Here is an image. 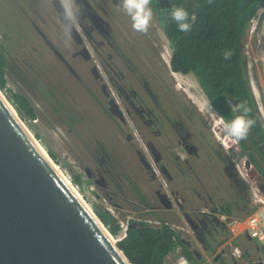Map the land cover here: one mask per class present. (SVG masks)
Here are the masks:
<instances>
[{"label":"rangeland","instance_id":"rangeland-1","mask_svg":"<svg viewBox=\"0 0 264 264\" xmlns=\"http://www.w3.org/2000/svg\"><path fill=\"white\" fill-rule=\"evenodd\" d=\"M58 1L61 6L66 3V0ZM115 2L107 0L102 8H95L97 14L110 23L118 15L117 24L110 31V36L105 37L114 44H103L99 49L100 54L93 50V56L87 60L76 53L81 44L72 37L71 40L67 39L66 27L59 18L53 0H0V44L6 60V83L0 90L15 110L10 93H20L28 99L33 106L35 118L19 117L75 186L92 212L96 209L106 210L117 222L125 224L129 219L136 222L143 219L150 226L158 227L161 221H165L178 230V236L181 233L184 237H191L199 226L198 218L205 216V220L211 221L212 207L215 206L211 202L213 197L216 202H221L219 193L231 194L234 198L238 192L247 196L251 191L234 162L243 159L247 161L248 155L252 154L258 165L264 168V19L258 21L261 16L258 18L256 14L242 39L245 75L253 94L261 134L251 129L245 139L247 149L241 151L236 142L222 135L220 116L216 110L212 107L217 115L205 111L207 98L193 74H172L168 64L171 48L154 17L147 34L135 32L130 18ZM75 7L79 8L78 4ZM72 24L79 27L77 20ZM77 30L82 38L84 34L81 28ZM93 35L101 42V34L94 31ZM83 43L88 48L92 47L85 36ZM106 52L111 53L110 59ZM104 59L113 65L116 72L124 74L127 90L144 81L141 77L149 83L156 81L153 69L160 70L164 76L168 72V76H174L181 86L180 97L186 100L189 96L198 108L203 123H209L207 127L203 126L204 130H208L205 139L195 142L202 147L201 161L210 163L202 167L191 163L195 160L190 158L189 165L182 163L180 168L168 154L160 159V162H170L175 180L172 184L169 181V185L178 188L184 195L181 209L185 211L173 206L169 208L173 212L163 213L164 207L156 203L155 184L159 188V183L157 179L151 178L150 166L144 158L146 153L133 135L131 124L138 132L144 133L146 138L151 137L149 128L142 123L138 125L129 116L123 123L110 115L107 109L108 98L101 91V82L90 71V67L95 65L98 73H104ZM136 70L141 76L138 80ZM163 131L164 137L155 139L159 145L170 142ZM128 134L133 139H127ZM144 163H147V167ZM251 166L252 177L260 178L261 183L257 186L260 189L264 179ZM85 168L91 171L103 169L102 185L94 182V179L100 180L99 174L88 176ZM75 176L79 177L80 182H75ZM223 207L230 208L228 204ZM204 208L209 214L200 213ZM245 211L244 205L243 211L233 210L230 215L242 217ZM184 212H190L195 223L196 228L190 233L179 231L178 228L184 221ZM112 237L116 240L118 234ZM242 240L239 244L241 257L235 259L236 262L246 264L249 257L253 256L264 264V245L259 244L256 250L251 246L248 249L251 255L247 257L243 256L242 249L247 244ZM234 243L227 248L233 251ZM177 247L173 252L178 256L180 246ZM207 254L209 258L213 255L210 250Z\"/></svg>","mask_w":264,"mask_h":264},{"label":"water","instance_id":"water-1","mask_svg":"<svg viewBox=\"0 0 264 264\" xmlns=\"http://www.w3.org/2000/svg\"><path fill=\"white\" fill-rule=\"evenodd\" d=\"M53 3L63 25L71 24V37L77 43L83 42L77 28L65 18L63 7L56 0ZM83 51L89 58L87 48ZM96 71L92 66L94 76ZM101 88L109 97L105 84ZM107 104L109 113L125 122L113 97ZM149 148L158 164L161 156L150 145ZM160 169L171 178L166 166L160 165ZM91 172L85 168L88 176ZM94 182L101 184L98 179ZM260 189L264 190V182ZM155 194L164 208L173 207L160 189ZM191 251L200 257L197 249ZM0 264H132L101 220L78 198L51 157L35 143L1 90Z\"/></svg>","mask_w":264,"mask_h":264},{"label":"trees","instance_id":"trees-1","mask_svg":"<svg viewBox=\"0 0 264 264\" xmlns=\"http://www.w3.org/2000/svg\"><path fill=\"white\" fill-rule=\"evenodd\" d=\"M151 0L154 19L167 38L171 53L170 69L183 74L191 73L197 80L207 100L223 120H231L235 113L230 111L227 97L234 102H243L249 108V116L256 123L252 128L261 134L256 118L253 94L247 84L242 39L257 10L264 8V0ZM175 5H183L194 16L191 31L179 32L175 22L167 15ZM230 51V59H224V52ZM6 60L0 44V88L5 87ZM19 116L35 118L33 106L20 93H10ZM241 151L247 149L245 140L238 142ZM53 156V155H51ZM248 159L264 179V168L260 167L253 155ZM75 182H80L75 176ZM245 205V204H244ZM221 212L229 214L225 207ZM96 216L112 235L120 231L117 220L106 210L95 211ZM111 235V236H112ZM117 246L132 264H164L165 256L180 246L191 264V250L181 242L171 226L161 221L158 227L150 226L145 220L129 219L123 236L116 239Z\"/></svg>","mask_w":264,"mask_h":264},{"label":"flooded vegetation","instance_id":"flooded-vegetation-1","mask_svg":"<svg viewBox=\"0 0 264 264\" xmlns=\"http://www.w3.org/2000/svg\"><path fill=\"white\" fill-rule=\"evenodd\" d=\"M56 1L59 5H61L58 0ZM112 1L115 2L116 0ZM67 2H69V0H66V3ZM106 2L107 0H73L72 2L74 6L76 4L79 6L80 11L77 22L84 34L82 39L84 40L85 36L88 42L92 44V47L88 48L82 41H80L79 43L81 44V48L76 50V53L85 58L86 55L83 48H87L89 51V58H85L87 60L93 56V50L97 54H100L99 49L103 44H114L111 39H107L105 37L110 36V31L112 32L114 26L117 24L118 15H116L115 20L110 23L100 17L95 10V8H102ZM115 3L120 5L121 0H117ZM54 7L57 10V6L55 4ZM79 27L77 28L79 29ZM94 31H96L98 35L101 34V42L94 37ZM103 38H105V40H103ZM106 53L107 58L110 59L111 53ZM104 61V73L101 74L96 71L95 74L97 75L95 77L101 82L100 88L102 84H105V90L109 92V97H113L115 100L118 98V104L121 103V106H119L120 109L127 116L131 117L138 125L142 123L149 128L151 135L150 138H146L145 134L141 131L137 132L153 158H155V154L151 152L149 145L155 153H159L161 160L165 154H168L177 162L180 168V165L182 163H187V161L189 162L190 158H200L202 147L199 145L200 143L198 144L195 141L199 142V139H205V133L207 134L208 130H204L203 126L207 127L209 123H203L198 108L193 103V100H190L189 96H187L188 99L186 100L180 97L179 88L181 86L176 82L174 76H168V72H166V75L164 76L160 70L153 69L155 71L153 76L156 81L149 83L143 77L139 76L137 74L138 71L136 70V79L138 80V78L141 77L144 81H141L140 84L136 83V86L128 88L127 90L124 74L121 71L116 72L113 65L107 59H104ZM92 66L90 67L91 72ZM101 91L104 94L102 88ZM104 96L107 97L106 95ZM163 129L165 130V135H167L170 142L166 141L159 145L155 139L164 137ZM126 138L133 139L129 134ZM143 138L145 139L143 140ZM140 157L144 161L145 156L143 158L140 154ZM158 164L161 165L162 162L159 161ZM162 165L166 166L168 169L171 179L174 178L170 165L166 162ZM234 166H236V162H234ZM105 171H107V168H105ZM97 173L100 176L99 181L103 183L104 180L102 173H105L104 170L96 169L91 172V175ZM169 181L170 179H168V182ZM171 189L179 195L180 192H178L177 188L171 186ZM250 199L251 200H249V202L252 204V197H250ZM202 217L204 219L198 218L199 226H197V228L194 223V227L196 228L194 239L208 252L211 248L208 246V240L205 236L211 235V232L216 230L218 226L210 220H205V216ZM227 253L230 254V250H227ZM220 257V254L215 256L212 255L210 264H236L234 260L233 262L225 261ZM256 264H262L261 260H258Z\"/></svg>","mask_w":264,"mask_h":264},{"label":"clouds","instance_id":"clouds-1","mask_svg":"<svg viewBox=\"0 0 264 264\" xmlns=\"http://www.w3.org/2000/svg\"><path fill=\"white\" fill-rule=\"evenodd\" d=\"M120 6L123 12L130 18L131 27L133 31L147 34L154 17V11L151 5V0H121ZM79 11V8L75 7L71 0H69V2L63 5L64 16L71 23H74L78 19ZM256 14L258 15V18L261 16L258 21L261 18L264 19V8H259ZM167 15L173 22H175L179 32L187 33L191 31L192 24L194 22V16H192L188 9L185 8L183 5L173 6ZM256 22L252 25L253 28ZM65 35L68 40H71V24L66 25ZM223 55L224 59L228 60L231 58L232 53L230 51H225ZM173 73L174 71H172V74ZM233 99L234 98H232L231 96H228L227 103L230 107V111L232 113H235V115L231 120H223V118L220 117V125L222 135L230 138L232 141L238 144V142L247 139L249 132L254 127L256 121L255 119L249 116V108L245 103L240 101H238L237 103H233ZM115 102L118 104L117 100H115ZM118 106L120 105L118 104ZM204 109L205 111H209L217 115V113H215L214 109L212 108L211 100L205 101ZM123 116L126 121L128 116L124 112Z\"/></svg>","mask_w":264,"mask_h":264},{"label":"built area","instance_id":"built-area-1","mask_svg":"<svg viewBox=\"0 0 264 264\" xmlns=\"http://www.w3.org/2000/svg\"><path fill=\"white\" fill-rule=\"evenodd\" d=\"M133 135L137 138L138 142L144 149L146 153L145 159L150 166V174L153 179H157L159 183V188L162 193H164L171 201L174 207L178 208L179 204L182 203L181 197L173 192L171 189L167 176L161 171L160 166L155 163L153 156L148 151L147 147L144 145L143 141L140 139L137 130L132 126ZM246 160L236 161L237 167L240 170L242 180L250 186L251 193L247 194L245 197L246 212L242 217L231 216L230 214L215 210L213 216L219 221H222L229 228L230 232L234 235L244 234L250 239L256 241L257 243L264 245V190L258 189L257 186L261 183L260 178H253L251 174V162L246 163ZM256 169V167H254ZM258 172V170L256 169ZM259 173V172H258ZM250 197H252V204L249 202ZM120 225V231L118 233V238L123 236L126 224L123 222H118ZM200 245V244H199ZM235 254H239L240 250L238 247L233 248ZM174 264H191L187 258L178 253L177 260Z\"/></svg>","mask_w":264,"mask_h":264},{"label":"crops","instance_id":"crops-1","mask_svg":"<svg viewBox=\"0 0 264 264\" xmlns=\"http://www.w3.org/2000/svg\"><path fill=\"white\" fill-rule=\"evenodd\" d=\"M193 160H195V161H193L191 163H193V164H199L202 167L205 166V164L210 163V162L207 163L205 161H201L200 158H198V159H194L193 158ZM208 160H209V157L207 158V161ZM165 162H166V160H165ZM162 164H164V162H162ZM169 164H170V162H169ZM184 165L185 166H188L189 165V162L187 161V163H185ZM174 180H175V177L172 178V179L170 178L171 184L174 183ZM150 181L155 184V182L153 180L150 179ZM220 188H221V186L219 187V190H220ZM156 189H158V188L156 187V184H155V190ZM177 190H178V192H180V190L178 188H177ZM234 191H237V190L235 189ZM220 192L223 193L224 191H220ZM248 193L250 194L251 192L249 191ZM179 195L181 196V199H182V207H183V204H184V201H185L184 200V195L182 193H179ZM245 197L246 196H242L241 194H239V192H238V194L237 193L234 194V198H233V196L231 194H220L219 193V200L221 202H216V200H214V197H213V199H212L211 202L213 204H215V206L213 205L212 211L214 212L215 210H220V208L223 207L224 204H228L230 206V208L233 209L234 211H238V210L243 211L244 204H245V210H246V203H245V200H244ZM156 201H157L156 202L157 204H160V202L157 199V196H156ZM209 202H210V199H209ZM217 205H220V206H217ZM241 205H242V207H241ZM230 208H226L229 211V214L233 211ZM172 210L173 209H166V208L164 209V208H162V212L163 213L173 212ZM181 210L185 211L184 209H181ZM177 213H178V211H177ZM185 213L188 214V217L190 219V223L191 224H189L187 222V219L185 221L184 216H183V213H182L183 219L185 221L184 222L182 220V224L186 228L182 224H179L180 226H178V228H179V231L182 230L183 232L190 233V231H192V229L194 228V221L191 218L190 212H185ZM200 213H208V212H205V208H204V209H201L200 210ZM211 221L215 225H217L218 227H217L216 230H213L211 232V235H209V236L206 235L205 238L208 240L207 244L211 248L210 249V252L213 253V256L220 254L221 255L220 258H223L225 261H231V262H233V260H234L236 264H241L239 262L237 263L236 260H235L238 257H241V254H240V256H239V254H235L234 251H231L230 249L227 248L228 245H230L232 242H235L234 244H232L233 247H238L240 249V245L239 244L242 243L243 242L242 239H244V241L247 244V247H242V249H243V256H246L247 255V257L251 255L250 254L251 251H248V249L251 246H254L255 247V250H256L261 245V244L259 245V243H257L256 241L250 239L248 236H246L244 234L234 235L232 232H230V230H228L229 228L226 226V224L224 222L219 221L213 215L211 216ZM169 225L171 226V228L176 233L178 232V230L172 224H169ZM179 239L180 240H183V242L186 241V243L184 245L187 247L188 250H191L192 248H195V249H197L199 251V253H200V257L199 258H197L196 254H194L192 252V254H193V261L195 263H197V264H210V260H211V257L209 258L210 255H208L207 254V251L202 246H200L198 242L195 241L194 234H191V237H189V236H185L184 237L180 233ZM192 245H194V247ZM191 246H192V248H191ZM212 250H213V252H212ZM227 250H230V254L227 253ZM176 260H177V254H175L173 251H171V252H169L165 256V258H164V264H170V263L171 264H174V262ZM256 261H258V258H253V256L252 257L250 256L249 259L246 261V264H256Z\"/></svg>","mask_w":264,"mask_h":264},{"label":"bare ground","instance_id":"bare-ground-1","mask_svg":"<svg viewBox=\"0 0 264 264\" xmlns=\"http://www.w3.org/2000/svg\"><path fill=\"white\" fill-rule=\"evenodd\" d=\"M166 61H168V60H166ZM18 114V113H17ZM19 116V115H18ZM23 122V121H22ZM23 125L26 127V125H25V123L23 122ZM27 128V130H28V127H26ZM29 132H30V130H28ZM31 133V132H30ZM32 134V133H31ZM33 136V135H32ZM33 139H34V141H35V143L39 146V148L43 151V152H45L46 153V151L44 150V148L40 145V143L38 142V140L33 136ZM47 154V153H46ZM48 155V154H47ZM49 156V155H48ZM53 161V160H52ZM57 166V165H56ZM57 168L59 169V170H61L58 166H57ZM61 173L62 174H64L63 173V171H61ZM64 176H65V174H64ZM66 177V176H65ZM66 179H67V181H68V183L70 184V186H71V188L74 190V192L76 193V195L78 196V198L88 207V205H87V203L85 202V200L83 199V197L81 196V194L77 191V189L75 188V186L69 181V179L66 177ZM89 208V207H88ZM113 238V237H112ZM114 239V238H113Z\"/></svg>","mask_w":264,"mask_h":264}]
</instances>
